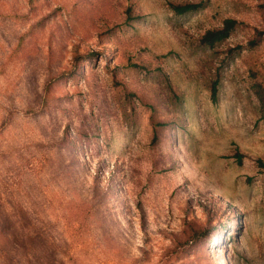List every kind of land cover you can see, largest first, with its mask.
<instances>
[{"label":"rangeland","instance_id":"1","mask_svg":"<svg viewBox=\"0 0 264 264\" xmlns=\"http://www.w3.org/2000/svg\"><path fill=\"white\" fill-rule=\"evenodd\" d=\"M0 264H264V0H0Z\"/></svg>","mask_w":264,"mask_h":264},{"label":"trees","instance_id":"2","mask_svg":"<svg viewBox=\"0 0 264 264\" xmlns=\"http://www.w3.org/2000/svg\"><path fill=\"white\" fill-rule=\"evenodd\" d=\"M190 8H191V6H189V5H187V6H176L175 10L178 12H184ZM234 23H235L234 20H226L225 27L223 29L215 31V32H209L205 38L208 40H212L210 38L215 37V36H219V38L226 37L229 34L230 30L233 29ZM212 93H213V99H215L216 94H217L216 87L213 88Z\"/></svg>","mask_w":264,"mask_h":264}]
</instances>
